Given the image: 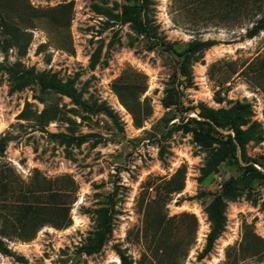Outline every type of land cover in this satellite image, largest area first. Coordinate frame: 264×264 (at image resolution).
Returning <instances> with one entry per match:
<instances>
[{"label": "rangeland", "instance_id": "obj_1", "mask_svg": "<svg viewBox=\"0 0 264 264\" xmlns=\"http://www.w3.org/2000/svg\"><path fill=\"white\" fill-rule=\"evenodd\" d=\"M139 1L0 0V264H264V179L225 199L224 231L208 242L223 184L250 165L264 172V31L247 37L244 7L212 12L227 0ZM140 12L150 39L122 21ZM198 41L214 45L183 77ZM41 76L71 82L89 109L42 90ZM237 104L263 139L204 177L216 145L187 122ZM106 218L102 250L81 253Z\"/></svg>", "mask_w": 264, "mask_h": 264}, {"label": "trees", "instance_id": "obj_2", "mask_svg": "<svg viewBox=\"0 0 264 264\" xmlns=\"http://www.w3.org/2000/svg\"><path fill=\"white\" fill-rule=\"evenodd\" d=\"M190 4L201 6H206L210 2L209 0H193ZM226 7H220L214 9L212 12L216 13H237L240 8H245L244 15L251 22V27L247 28V37L254 38L258 36L262 31H264V0H227ZM148 0H140L139 7L141 11L147 9ZM206 10V9H205ZM122 21L125 23H130L134 30L139 34L144 35L148 39L152 38L149 22L145 16L140 12L139 14H127L123 16ZM159 47L163 44H156ZM214 45L212 41L206 42H195L189 45V48L185 51L183 60L180 67V74L183 77L188 76V67L191 64L192 57L211 46ZM3 69L14 76V70L10 69L7 66H2ZM31 72H25L21 76H17L20 79L28 78L32 76ZM16 77V76H15ZM38 83L41 86L42 90L53 91L58 94L68 96L72 99L73 103L83 109H89L87 104L82 101L81 95L76 92L73 88L71 82L63 84L56 77H37ZM122 98V96H121ZM124 101V100H123ZM125 105L126 102H124ZM132 111V110H131ZM135 114V112H132ZM251 114L250 109L247 105L237 104L234 107L225 110H213L205 106H201L199 117L201 120L192 118L187 122V132H192L194 138L197 142L201 144L216 145L215 150L212 152L211 156L207 160L206 166L202 169L204 177L209 176L211 173L216 172L218 168L225 162L237 158V154L241 151L243 157H246L245 150L246 146L251 141H261L262 135L258 133L259 124L254 122L251 123L249 120V115ZM243 127H247L244 129ZM88 139V136H83L81 138H74L73 141H76L78 145H81ZM4 154V148L0 142V157ZM264 171V164H260ZM264 179V172L258 170L254 165H250L245 168L243 175L236 179L230 178L223 184V190L220 195H217L209 206V217L212 222V231L209 235L208 242L209 247H211L217 238L224 231L225 226V199L235 200L241 191L242 188L249 187L255 181ZM4 178L2 171L0 170V185L7 186L3 183ZM25 205V204H24ZM23 205V206H24ZM26 209H30L29 204L25 205ZM264 211V206H263ZM42 220L38 218L35 227H42L46 222H41ZM41 222V223H40ZM30 223H27V225ZM37 230L33 234L25 238L30 240L34 238ZM111 232V222L110 218H106L105 223L102 226V229L97 233L96 242L88 246L81 248V253H85L88 256L99 253L106 240L108 234ZM4 236L8 234L3 232ZM0 253L7 255L9 253L8 247L0 238Z\"/></svg>", "mask_w": 264, "mask_h": 264}]
</instances>
